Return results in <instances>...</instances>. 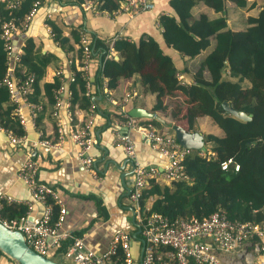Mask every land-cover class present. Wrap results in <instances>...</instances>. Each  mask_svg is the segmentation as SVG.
<instances>
[{
  "label": "trees",
  "instance_id": "1",
  "mask_svg": "<svg viewBox=\"0 0 264 264\" xmlns=\"http://www.w3.org/2000/svg\"><path fill=\"white\" fill-rule=\"evenodd\" d=\"M36 1L42 3L43 0H21L15 8L6 2L0 3V125L16 136L25 135L26 129L17 110L20 103L5 82L10 77V60L7 40L2 36L3 25L12 21L18 28L25 29L28 24L26 17ZM72 1L82 6L88 0ZM93 1L100 10L113 12L119 9L122 0ZM228 1L240 11L239 28L231 26L228 21ZM169 2L173 13L159 16L165 42L189 60L197 62L193 73L187 65L180 71L172 57L154 39L132 41L122 37L114 41L116 55L110 59L103 56V66L93 72L89 71L90 78H87L86 72L81 69V30L73 29L68 37L58 24L51 19L47 20L59 46L68 54L76 51L75 56L70 55L71 71L74 74V80L69 82L70 110L75 114L77 109H82L86 117L96 103L87 93V83L91 81L92 85H98L102 91L103 79L107 87L113 90L118 87L121 78L139 75L142 90L155 95L153 111H165L164 96L184 95L187 110L183 113V107L176 104L177 110L171 112L173 120L184 118L187 121L186 129L196 131L197 119L209 116L219 127L220 133H206V150H192L183 160L189 179L166 184L150 178L140 199L143 213L148 215L160 212L170 220L193 217L202 219L222 209L232 221L263 224L264 4L257 13L246 16L245 10L252 11L257 7L255 0ZM199 4L212 9L217 16L210 17L203 12L196 16L193 9ZM95 44L100 51L108 49L102 42L95 41ZM53 59L55 57L39 52L34 39L28 37L13 67V78L17 86L28 76H35L33 89L26 94V99L40 106L35 117L38 128H41L46 113L55 120L59 119V116L54 115L56 95L67 79L64 74H56L53 81H43ZM59 69H62L61 65L56 66V70ZM180 74L183 78H179ZM186 75H192V78ZM225 101L235 109L251 115V119L242 120L227 112L222 105ZM113 109L116 111V107ZM151 121L162 126L157 119ZM77 123L74 115L72 124ZM167 132L175 134L172 127ZM230 158L240 165L239 170L236 171L234 166L222 169L221 163ZM151 197L155 199L147 209L146 201ZM48 201L53 208L51 223L54 224L59 217L60 206L51 196ZM28 211L27 204L6 201L1 209L3 217L8 219L20 218ZM159 250L163 251L164 248L159 247ZM118 256H123L120 246L113 258ZM3 257L9 258L0 250V258Z\"/></svg>",
  "mask_w": 264,
  "mask_h": 264
},
{
  "label": "crops",
  "instance_id": "2",
  "mask_svg": "<svg viewBox=\"0 0 264 264\" xmlns=\"http://www.w3.org/2000/svg\"><path fill=\"white\" fill-rule=\"evenodd\" d=\"M169 1L154 0V10L130 16L126 12H116L110 15L98 13L92 9H85L78 3H73L72 0H43L38 11L28 21L27 27L17 35L22 37L25 34L26 39L32 37L39 52L55 57L47 68L43 81L54 80L57 65L62 66L65 77L69 79L72 72L70 55H76V51L68 54L59 46L52 36L51 28L46 26L48 19L58 24L65 36L70 37L73 29L84 30L93 40L104 44L114 38L123 37L132 41L152 38L166 54L172 57L180 71L187 65L193 73L197 62L189 60L165 42L159 16L163 13H173ZM255 1L257 7L252 11L245 10L246 16L257 13L264 4V0ZM227 8L230 25L239 28L240 11L235 9L230 1L227 2ZM193 12L196 16L201 12L210 17L217 16L212 9L203 4L195 6ZM15 36H13V53L18 47V42L20 45V41L14 39ZM26 39L22 41L21 48L16 54L21 52ZM75 46L77 49L76 44ZM116 57L119 58L118 55ZM99 59H101V54L94 59L92 72L97 68ZM13 63L11 61L10 66ZM186 76L189 79L192 78V75ZM111 93L115 98V104L109 103L104 98L101 89L96 84L90 95L88 94L96 102L94 123L91 126V133L95 139V145L90 152L94 159L91 171L87 170L77 158L79 147L70 138L73 124L69 120L65 106L60 108L58 120L53 119L49 113L44 114L41 128H38L31 118L30 110L25 111L21 104V112L26 119L24 145H13L7 133L0 131V197L10 196L9 203L29 204L30 219L40 218L43 215L44 205L33 198L30 189L18 179L17 175L27 151L33 152L36 156L40 154L37 178L57 192L66 208L61 228L84 237L87 246L99 253L109 251L116 234L122 231L128 232L132 237L133 264H140L143 239L134 203L130 197L133 169L123 148L116 144L118 131L120 135L128 131L136 143L138 159L145 165L156 167L161 172L169 159L154 150L137 130H128L124 123L130 118L146 124L157 119L162 126L151 124L157 130L167 132L168 128L177 122L171 116L173 104H180L183 107L182 112H186L187 105L184 102L186 97L181 94L166 95L163 97L165 111H153L155 95L142 90L139 75L121 78L118 87L111 90ZM115 107L116 111H113ZM119 110L124 111V116H117L120 113ZM75 119L78 125L86 120L82 109L75 111ZM185 122L187 127V121ZM196 128V131L204 135L209 132L220 133L219 127L209 116L199 117ZM40 133L43 138L55 141L56 145L52 147L33 146L34 142L40 138ZM159 179L161 183H171L163 177ZM154 199L155 197H151L146 201L147 209L151 207ZM69 245L70 243L67 242L61 253L53 256V259L61 264H73L70 258L63 255ZM222 262L224 264H264V255L252 243L247 242L232 253L222 254Z\"/></svg>",
  "mask_w": 264,
  "mask_h": 264
},
{
  "label": "built area",
  "instance_id": "3",
  "mask_svg": "<svg viewBox=\"0 0 264 264\" xmlns=\"http://www.w3.org/2000/svg\"><path fill=\"white\" fill-rule=\"evenodd\" d=\"M21 0H0L6 2L9 6L15 8L19 6ZM40 1L34 3L33 8L26 17V23L34 16L41 6ZM85 9H92L95 12L110 15L111 13L126 12L130 16H135L142 12L152 11L155 8L154 0H122L119 9L113 12L100 10L98 4L93 0H88L82 4ZM51 28L48 24H46ZM2 36L7 40V48L9 50V60L14 63L18 59V54L13 53V36L22 32L12 21L3 25ZM52 36L54 34L51 29ZM114 38L106 43L108 49L100 51L90 35L81 30L80 44L83 49L82 67L86 72V77L90 78L89 71L92 72V63L99 54V64L97 67L103 66V56L105 59L113 58L116 50L113 46ZM12 57V58H11ZM12 59V60H11ZM95 64V63H94ZM57 75L64 74L63 69L56 71ZM74 74L71 72L69 79L60 86L56 95V107L54 115L58 116L59 110L65 106L68 110L69 120L73 121L74 112L70 110V91L69 82L74 80ZM179 78H183L181 74ZM35 76L30 75L20 85L17 86L15 79L10 77L5 79L11 93L15 96L20 94L26 102L31 113V118L35 124L36 112L40 106L27 102L26 94L32 91ZM95 85V84H94ZM91 81L87 83V93L90 95L93 86ZM102 95L111 104H115V98L111 90L107 87L106 80L102 81ZM20 103V102H19ZM95 105L91 107L86 116V120L81 125H73L70 130L71 140L79 147L77 158L82 162L89 171L93 170V156L91 150L95 145V139L91 133V126L94 123ZM23 124L26 119L21 112V103L17 109ZM124 116V111L119 110ZM128 130H137L144 139H146L152 148L165 155L169 161L163 171H159L156 167L143 164L137 156L136 143L127 131L121 134L118 131V140L116 144L121 146L132 164L133 177L130 188V197L134 203V210L138 216L139 230L143 239V249L140 264H224L222 262V254H229L244 246L247 242L252 243L259 252L264 255V223L240 222L232 221L228 218L225 210H218L205 218L193 217L191 219L170 220L160 212H152L148 215L143 213L140 204L143 191L149 185L150 178L160 180L163 177L170 181H180L189 179L185 172L183 160L191 153V149L183 147L178 143L176 135L169 132L157 130L151 123L146 124L136 119L130 118L124 123ZM36 126V125H35ZM0 131L7 133L11 143L15 146H22L26 140V136H16L9 129L0 125ZM55 141L42 137L36 140L33 146H55ZM38 156L33 152L27 151L23 162L21 163L17 175L18 179L24 182L30 189L33 198L40 201L44 205V212L40 218L30 219L28 213L20 218L8 219L3 217L1 209L4 201L11 200L10 196L0 197V221L12 230L20 231L26 243L39 254L53 259V256L61 253L64 245L70 243L69 247L63 255L70 258L73 264H133L134 256L132 252L131 234L122 231L113 238L109 251L99 253L87 246L84 237L75 235L72 231L61 228V222L66 213L63 200L57 192L49 185L38 180L39 161ZM222 169L227 170L230 166H234L237 171L240 165L233 161L232 158L221 163ZM51 196L60 206V214L57 221L52 224L51 218L53 208L48 201ZM30 207V205L28 204ZM121 247L123 256L113 258L117 250ZM159 247L164 250L160 251ZM246 253V252H243ZM0 264H20L12 258H0Z\"/></svg>",
  "mask_w": 264,
  "mask_h": 264
},
{
  "label": "water",
  "instance_id": "4",
  "mask_svg": "<svg viewBox=\"0 0 264 264\" xmlns=\"http://www.w3.org/2000/svg\"><path fill=\"white\" fill-rule=\"evenodd\" d=\"M26 37L27 35L25 34L22 37L18 35L14 37V39L20 41V45L19 42L17 43L18 47L16 48L15 53L21 48L22 41H24ZM10 74L13 76L12 71H10ZM17 98L22 104L24 110H28L26 102L24 101L22 96L20 94H17ZM222 105L227 112L242 120H250L252 117L244 111L235 109L226 101L223 102ZM171 126L175 131L178 143L181 144L183 147L198 151L206 150L205 137L202 132L189 131L182 125L176 123L172 124ZM0 250L4 252L8 257L18 261L20 264H61L60 262H57L54 259L45 257L36 252L26 243L24 236L20 231L8 228L1 221Z\"/></svg>",
  "mask_w": 264,
  "mask_h": 264
},
{
  "label": "rangeland",
  "instance_id": "5",
  "mask_svg": "<svg viewBox=\"0 0 264 264\" xmlns=\"http://www.w3.org/2000/svg\"><path fill=\"white\" fill-rule=\"evenodd\" d=\"M173 109L172 110H177V108H178V105H176V104H173V107H172ZM182 119V120H181ZM181 120V121H180ZM179 121V122H178ZM175 124V123H174ZM176 124H180V125H182L183 126V124L185 125L184 127H186V122H185V120H183V118H179L178 120H177V122H176ZM172 127V126H171ZM187 128V127H186Z\"/></svg>",
  "mask_w": 264,
  "mask_h": 264
}]
</instances>
